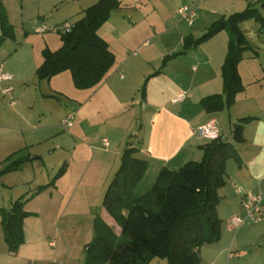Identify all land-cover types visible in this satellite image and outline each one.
I'll return each instance as SVG.
<instances>
[{
	"label": "crops",
	"instance_id": "crops-1",
	"mask_svg": "<svg viewBox=\"0 0 264 264\" xmlns=\"http://www.w3.org/2000/svg\"><path fill=\"white\" fill-rule=\"evenodd\" d=\"M249 1L246 0L244 9L256 4ZM180 2L183 6H179L177 11L187 7L188 13L195 14L194 19L197 15L192 9H196V2L197 9L203 7L199 15L205 24L203 33L229 13V10H225V14H221L219 8H212L214 0ZM244 24L241 27L246 35ZM253 27L257 28L256 25ZM123 28H118L110 38L101 35L110 43L116 62L97 88L80 90L84 92L70 99L67 89L74 86L70 72L39 81L38 98L42 95L44 101H55L67 97L73 101L66 116L60 119L62 126L64 121L71 119L72 126H63L65 133L62 135L60 131L56 132L60 136L55 149L64 155L68 168L55 187L25 205V210L34 216L25 219V243L14 256L18 264H81L83 249L91 241L90 230L85 229L84 233L81 231L78 235L67 234L65 227L68 230L79 228L86 218L82 214L61 213L64 204L67 203L69 207L74 203L104 199L121 165L126 147L135 148V157L148 163L144 177L135 188L137 197L144 196L152 189L162 169L178 170L190 161L203 159L202 146L209 141L200 138L195 131L211 119L217 120L221 136L233 144L237 153L236 158L227 160L226 183L219 190L221 200L217 211L222 220L221 238L223 240L224 236L227 238L238 231V239L234 236L230 245L238 252L250 235L249 231L256 229L251 228L250 224L259 225L258 229L264 232V213L259 223L248 221L239 230L230 228L233 216L245 214L241 206L243 194L264 196V60L259 50L251 46L239 65L244 91L237 94L231 106L211 114L200 102L210 95L225 96L222 66L228 52L229 36L226 32H220L197 48L169 60L162 73L149 79L143 99L140 90L146 79L160 69L166 56L175 54L180 45L184 47V38L179 32L181 37L178 43H165L166 52L162 54L159 51L158 68L154 66L152 69L151 58L133 50L137 36L136 22ZM147 32L153 36L152 39L161 38L163 34L170 35L160 19H155ZM143 46L149 47V40ZM202 46H207V49L201 57L198 52ZM182 95L183 99L180 98ZM243 118L252 119L244 126L245 141L237 143L233 139V128ZM49 128L51 130L53 126ZM54 128L58 129L55 125ZM134 132L138 134L131 138ZM102 139H106L108 145ZM238 189L240 194L237 193ZM97 216L103 218L119 235L114 228L116 221L104 206L99 214H90L93 220ZM62 225L65 227L62 228ZM81 236L85 238L84 242ZM51 237L54 240L51 241Z\"/></svg>",
	"mask_w": 264,
	"mask_h": 264
},
{
	"label": "trees",
	"instance_id": "trees-1",
	"mask_svg": "<svg viewBox=\"0 0 264 264\" xmlns=\"http://www.w3.org/2000/svg\"><path fill=\"white\" fill-rule=\"evenodd\" d=\"M264 8V0H261ZM121 7V0H99L85 10L83 18L71 24L68 32L58 29L62 46L53 51H42L43 63L36 76L39 81L50 80L70 72L78 90L97 88L107 77L116 62L111 45L100 36L99 30ZM256 21L264 28V16L255 5L223 17L195 40L184 38V51L164 58L160 69L144 82L140 93L144 99L150 78L162 73L168 61L185 54L210 40L220 32L229 36L228 52L222 66L224 95H210L201 100V106L211 114L231 106L237 94L244 91L239 65L251 45L242 30V24ZM0 23L3 39L12 35V25L2 0ZM252 118L240 119L233 128V139L243 143L244 126ZM201 161H190L178 170L162 169L152 189L142 197L135 188L148 168L146 161L137 159L135 148L126 147L121 165L111 181L103 199V206L121 229L118 235L103 218L94 220V238L86 245L84 264H150L155 259L168 264H201L200 250L204 245L215 244L222 237V220L218 215L219 190L225 185L226 163L236 158L233 144L222 136L202 146ZM23 150L11 154L0 169L3 174L21 170L28 162ZM1 164V163H0ZM68 168L65 162L57 179L37 189L30 198L13 202L10 210L1 212V228L10 254L15 255L25 243L24 222L34 216L25 210L27 201L43 189L54 186Z\"/></svg>",
	"mask_w": 264,
	"mask_h": 264
},
{
	"label": "rangeland",
	"instance_id": "rangeland-1",
	"mask_svg": "<svg viewBox=\"0 0 264 264\" xmlns=\"http://www.w3.org/2000/svg\"><path fill=\"white\" fill-rule=\"evenodd\" d=\"M98 1L2 0L9 23L12 25V35H8L2 41L3 34L0 23V68L4 74L11 75L12 79L0 82V169L5 165V160L19 150H23L22 155L28 158V162L21 170L6 173L0 177V222L2 210H10L13 202L24 197L30 198L36 194L37 189L55 181L64 164V155L55 149L60 136V134L56 135V132L60 131L61 135L65 133L60 119L66 116L69 107L73 104V101L70 100L71 97L84 91L69 86L67 94H70V99L65 97L55 101H44L42 95L37 97L40 92V84L36 71L43 62L42 50L45 47L48 46L51 50L56 51L62 46L58 29H63L66 23L73 24L83 18L85 10L97 4ZM214 1L215 4L212 5V8H219L221 14H225V10H229L227 17L234 12L244 10L247 4L246 0ZM249 2L256 3L255 5L264 16L260 1L250 0ZM198 4L196 2V9H192L198 16L192 21V25L195 23L196 25L189 26L185 16L177 11L179 6H183L179 0L176 2L173 0H121V7L112 13L110 19L99 30V34L110 38L118 28L121 29L125 25H132L136 22L137 36L133 50H137L139 55L144 54V57L151 58L152 69L154 66L158 68L159 51L165 54V43L170 41L178 43L181 37L179 32L183 38L193 35L195 40L205 34L202 31L205 24L199 17L203 7L201 10L197 9ZM241 5L242 7H240ZM155 19L162 21L170 35L163 34L161 38L152 39L153 36L147 32V28ZM253 25H256L257 28ZM243 27L250 45L259 50L261 59L264 60V43L262 42L264 28L262 29L261 24L254 21L245 22ZM149 36L151 37L149 38ZM146 40L150 42L149 47L143 46ZM111 42H113L112 39ZM113 48L116 50L114 43ZM206 49L207 46L199 48L198 53L201 57L206 54ZM184 50V47L180 45L176 53ZM7 88H11L12 91L5 93ZM50 111L53 112L50 113ZM54 125L58 129H55ZM50 126H53L51 130ZM137 134V132L132 133L131 138ZM101 141L103 142V139ZM30 157H40V159L29 160ZM53 187L43 189L41 193L29 199L26 204ZM102 204L103 197L92 200L90 203H74L69 207L65 203L61 213L82 214L86 219H83L85 222L79 228L74 227L68 230L65 225H62V228L65 227L66 233L71 235L74 233L78 235L81 231L84 233L85 229H88L90 230V242H92L95 219H91L90 214H99L103 209ZM250 225H252L251 228L256 229L249 231L250 235L238 252L235 248H230L234 236H238V231H235L229 237L225 238L224 236L223 240L221 238L215 245L201 247V264H264V232L258 229L259 225ZM114 228L119 234L121 233L117 224ZM83 238L81 236L80 239ZM50 240H54V237H51ZM84 240L85 238L82 241L84 242ZM232 250H234L232 255L235 254L233 256L230 254ZM14 256L8 251L0 225V264H18ZM81 258V264H84L86 246ZM150 264H168V262L163 259H155Z\"/></svg>",
	"mask_w": 264,
	"mask_h": 264
},
{
	"label": "built area",
	"instance_id": "built-area-1",
	"mask_svg": "<svg viewBox=\"0 0 264 264\" xmlns=\"http://www.w3.org/2000/svg\"><path fill=\"white\" fill-rule=\"evenodd\" d=\"M179 13L184 15L185 18L188 20L189 25L191 26L194 20V13H188L187 7L181 8ZM71 29V24L66 23L63 29L60 30L68 32ZM12 79L11 75L4 74L0 68V82L1 81H9ZM12 91L11 88H7L5 93H10ZM181 99L184 98V95L180 97ZM63 126H72V120H66L63 122ZM196 134L207 141H213L221 137L220 128L218 126L216 119H211L205 124L199 126L196 129ZM103 142L108 145L106 139ZM237 193H241L240 189L237 190ZM263 199L264 196L262 194H243L241 206L244 211V216L236 215L230 219V228L232 230H239L246 222L251 221L253 223H259L263 218Z\"/></svg>",
	"mask_w": 264,
	"mask_h": 264
},
{
	"label": "water",
	"instance_id": "water-1",
	"mask_svg": "<svg viewBox=\"0 0 264 264\" xmlns=\"http://www.w3.org/2000/svg\"><path fill=\"white\" fill-rule=\"evenodd\" d=\"M37 157H30L29 160H34L36 159Z\"/></svg>",
	"mask_w": 264,
	"mask_h": 264
}]
</instances>
